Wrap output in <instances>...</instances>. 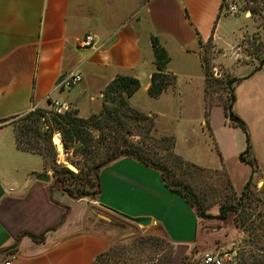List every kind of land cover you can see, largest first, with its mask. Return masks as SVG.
Listing matches in <instances>:
<instances>
[{"label": "crops", "instance_id": "crops-1", "mask_svg": "<svg viewBox=\"0 0 264 264\" xmlns=\"http://www.w3.org/2000/svg\"><path fill=\"white\" fill-rule=\"evenodd\" d=\"M222 2L0 0V264L13 253L16 257L10 264H93L111 245L135 235L162 237L175 251L196 244L198 217L181 195L164 185L156 170L132 158H119L99 170L95 198L73 200L51 187L49 170L38 155L16 149L10 124L53 103L86 118L101 108L102 91L116 75L138 81V90L128 99L134 107L131 100L147 94L155 68L151 36L166 51L165 72L174 80L157 97L147 96L165 108L166 103L173 106L178 118L184 105L197 109L194 114L202 119L197 145L209 158L178 150L175 137L177 155L198 169L223 171L234 194L241 192L250 176L248 165L238 160L245 148L242 131L228 121L221 106L211 107L208 127L202 129L204 76L196 40L224 39L228 16L221 14ZM88 34L94 46L78 48V40ZM232 62L223 63L229 74L247 76L233 87L232 113L249 134V156L256 165L253 179L264 181L260 163L264 66L257 71L241 66L236 74ZM70 73H78L80 81L67 90L57 88L59 79ZM143 111L167 117L158 106ZM189 134L180 139L186 146ZM42 173L48 176L46 182L35 179ZM107 208L134 218L147 217L150 224L140 227ZM217 213L218 206L214 217ZM237 230L233 226L231 231Z\"/></svg>", "mask_w": 264, "mask_h": 264}, {"label": "trees", "instance_id": "trees-1", "mask_svg": "<svg viewBox=\"0 0 264 264\" xmlns=\"http://www.w3.org/2000/svg\"><path fill=\"white\" fill-rule=\"evenodd\" d=\"M222 7L223 3L220 11ZM150 44L155 68L150 74L147 95L155 98L173 84L174 78L165 72L169 58L158 39L151 36ZM209 44V40L205 44L199 38L196 40V46L199 49L203 47L197 54L205 84L215 81L208 67L206 56L208 50L205 46ZM262 66H264V58L258 62L253 71H257ZM246 77L234 78L225 84L228 86L227 99L225 98L221 106L228 121L238 127L244 135L245 148L238 155V160L248 165L250 176L241 192L238 195L234 194L236 196L234 203L218 205L215 219L223 221L230 213H233V226L245 235L242 240L245 250L240 253L239 264H264V196L253 195L250 191L256 165L254 159L249 156V134L244 123L232 113L233 87ZM138 88L139 83L135 78L116 75L102 91V106L99 112L87 118H79L76 110L58 114L46 109L35 108L10 123L14 133L15 147L20 151L38 155L45 168L52 172L51 187L60 190L73 200L95 198L99 191V170L119 158L127 157L156 170L164 185L181 195L188 206L194 210L196 217L211 218L212 216L205 214V208L196 194L185 183L177 180L178 178L173 176L171 169L166 166L167 160H170L173 165L185 164L180 157L169 152L164 164H158L150 158L146 146H143L144 143L139 144L129 139L130 125H127L124 119L129 120L131 124L150 125L148 131L152 127L149 117L135 111L127 104V99ZM109 104L111 106H108ZM204 108V119L207 120L209 109ZM56 132L61 135L64 149L70 148L83 158L82 167L78 172L73 173L64 165L56 162V151L51 140ZM226 181L228 183L227 179ZM252 204L254 209L262 208L261 211L258 210L256 213L244 211ZM129 241V246L120 244L123 241L114 243L105 252L99 254L93 264H173L174 249L169 251L168 256L163 258V263H160L159 256L162 251L157 250L160 246L159 237L135 235L130 237ZM144 244L147 246L143 247ZM147 249H150V253L154 255L144 256V251Z\"/></svg>", "mask_w": 264, "mask_h": 264}, {"label": "rangeland", "instance_id": "rangeland-1", "mask_svg": "<svg viewBox=\"0 0 264 264\" xmlns=\"http://www.w3.org/2000/svg\"><path fill=\"white\" fill-rule=\"evenodd\" d=\"M222 3L223 7L221 14L223 16H228L226 17V22H228V24H226L224 39L215 43L210 38L208 39L210 41L209 46H205L208 50V54H206L208 67L215 80L213 82H207L206 84L204 82V107L208 108L209 111H211V107L213 106H221L225 98L227 99L226 91L228 86L225 84L235 78L233 77V73L229 74L227 71L228 69L224 67L227 65L225 60L226 62L227 60H233L231 67L237 74L241 66H243L242 68L250 67L254 69L258 62L264 58V0H223ZM229 5H234L236 7L234 13H227ZM203 43L205 44V42ZM200 49L196 46L197 52ZM223 63L225 64L224 66ZM248 64L252 65L250 66ZM127 104L135 111L149 117L151 120L150 123H152V127L148 131V126L150 125L147 126V124L144 123L131 124L129 120L124 119L126 124L130 125L129 129L131 133L129 139L139 144L144 143L143 146H146L150 158L158 164H164L169 152L178 156L175 150V137H178V150H182L192 157L195 156L205 159L207 156L209 158L207 155L208 153L204 152L205 150L202 146H199L201 144L199 143V145H197L196 132L199 131V123L202 120L194 114L198 112L197 109H192L184 105L183 107L185 108L178 110L182 118H178L177 110L173 109V106H170L168 103H166V108L162 103L158 105V103L151 101L146 93H139L131 100V104L134 107L138 106L140 109L132 107L128 99ZM108 106L111 105L109 104ZM149 106H158L159 109L167 111V117L160 118L154 113L144 112L143 110L148 109ZM46 110L54 112V106H49ZM99 110L93 114H97ZM67 111H69V109H67ZM203 120L202 129L205 130L208 124L207 120L204 118ZM186 121L189 123L188 126H186ZM56 134L59 135L60 140L59 148L52 141L56 151V162L64 166L70 165L78 172L82 167L83 158L77 152L74 153L70 148L64 149V143L60 133H54L52 138ZM186 134L190 135V144L188 146L184 145L180 140L183 136H186ZM94 136H96V133H94ZM204 140L205 143H208L206 138ZM250 158H252V156ZM181 159L185 164L173 165L170 160H167L165 164L171 169L173 176L178 178L177 180L185 183L191 191L196 194L199 202L205 208V214L212 217L208 219L198 218L199 223L196 244L194 246L189 245L178 248L174 253L173 264H203L202 260L205 255L221 258L223 264H239L238 258L240 253L245 250L242 242L245 235L241 233L240 230H237L238 233H232L233 213H230L227 219L223 221L215 219L213 215L217 210L218 204L234 203L236 198L228 187L225 174L220 170L198 169L190 162H186L183 158ZM263 159L264 153L260 160L262 168L264 169ZM48 175L52 182V172L49 171ZM250 191L253 195H258L259 197L264 196V181L258 179L257 176L254 177L250 186ZM261 209L262 208L254 209L252 204L250 208L244 211L256 213L258 210L261 211ZM229 234L230 236H228ZM159 239L160 246H158L157 250L162 251L159 258L160 263H163V258H166L168 252L174 249V245H171L162 237H159ZM120 244L129 246V238ZM145 246H147V244L143 245V247ZM208 246H211L212 250H207ZM149 250L150 249L144 251V256L153 254L150 253ZM134 257L133 255V258Z\"/></svg>", "mask_w": 264, "mask_h": 264}, {"label": "built area", "instance_id": "built-area-1", "mask_svg": "<svg viewBox=\"0 0 264 264\" xmlns=\"http://www.w3.org/2000/svg\"><path fill=\"white\" fill-rule=\"evenodd\" d=\"M236 11V7L234 5H229L227 8V13L231 14ZM248 13V11H247ZM94 46V39L91 35H85L77 42V47L80 49H86ZM80 75L78 73H70L62 78L59 79V81L56 84L57 88L67 90L77 84L80 81ZM52 106H54V112L55 113H63L67 111V108L63 107L62 105H59L57 103H53ZM16 257V254H11L7 261L3 262L2 264H10L12 260H14ZM203 264H223L222 259L215 257V256H209L205 255L203 257Z\"/></svg>", "mask_w": 264, "mask_h": 264}, {"label": "water", "instance_id": "water-1", "mask_svg": "<svg viewBox=\"0 0 264 264\" xmlns=\"http://www.w3.org/2000/svg\"><path fill=\"white\" fill-rule=\"evenodd\" d=\"M65 167L67 169H69L70 171H72V172H76V170L70 165H66ZM35 179L37 181H45L46 182L48 180V176H46L43 173L42 174H37L35 176ZM107 209L112 211L114 214H116V215H118V216H120V217H122V218H124V219H126V220H128L130 222H132L133 224H136V225L140 226V227H147L150 224V219L147 218V217H136V218H134V217H129V216L120 214V213H118L116 211H113V210H111L109 208H107Z\"/></svg>", "mask_w": 264, "mask_h": 264}, {"label": "bare ground", "instance_id": "bare-ground-1", "mask_svg": "<svg viewBox=\"0 0 264 264\" xmlns=\"http://www.w3.org/2000/svg\"><path fill=\"white\" fill-rule=\"evenodd\" d=\"M52 141L58 146L59 148V144H60V140H59V135L56 134L53 138Z\"/></svg>", "mask_w": 264, "mask_h": 264}]
</instances>
